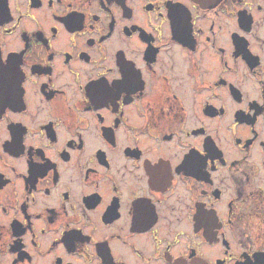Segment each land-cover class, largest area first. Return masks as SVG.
Wrapping results in <instances>:
<instances>
[{
  "label": "flooded vegetation",
  "instance_id": "obj_1",
  "mask_svg": "<svg viewBox=\"0 0 264 264\" xmlns=\"http://www.w3.org/2000/svg\"><path fill=\"white\" fill-rule=\"evenodd\" d=\"M0 0V264H264V0Z\"/></svg>",
  "mask_w": 264,
  "mask_h": 264
},
{
  "label": "water",
  "instance_id": "obj_2",
  "mask_svg": "<svg viewBox=\"0 0 264 264\" xmlns=\"http://www.w3.org/2000/svg\"><path fill=\"white\" fill-rule=\"evenodd\" d=\"M194 1L197 2V3H199L202 6L207 5L206 3H204L203 0H194Z\"/></svg>",
  "mask_w": 264,
  "mask_h": 264
}]
</instances>
